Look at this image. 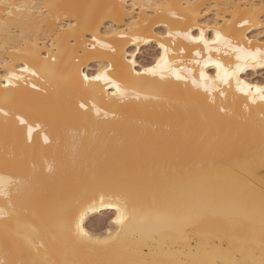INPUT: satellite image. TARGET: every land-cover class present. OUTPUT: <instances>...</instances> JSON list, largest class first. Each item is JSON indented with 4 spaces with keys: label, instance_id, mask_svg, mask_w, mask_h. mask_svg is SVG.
<instances>
[{
    "label": "bare ground",
    "instance_id": "1",
    "mask_svg": "<svg viewBox=\"0 0 264 264\" xmlns=\"http://www.w3.org/2000/svg\"><path fill=\"white\" fill-rule=\"evenodd\" d=\"M263 28L264 0H0V264H264V67L215 66Z\"/></svg>",
    "mask_w": 264,
    "mask_h": 264
},
{
    "label": "snow or ice",
    "instance_id": "2",
    "mask_svg": "<svg viewBox=\"0 0 264 264\" xmlns=\"http://www.w3.org/2000/svg\"><path fill=\"white\" fill-rule=\"evenodd\" d=\"M198 39L200 42L204 43L205 48L209 47V42L204 39L203 32H201L200 37ZM218 42H222L225 46H230V41L225 40L224 37H222L219 33L216 34V40L213 41V43H218ZM233 51L238 53V55L236 56V60L239 61L240 63H237L236 68L234 70L229 71L228 69H225L224 66L220 64L219 62H215V66L217 69V73H216L217 79L220 80L222 83H227L230 77H235L237 79L238 90H243L239 87L240 81L238 79L237 73H239L240 71H243L245 67H252V66H255L256 64H258L260 67H264V54H261L259 52H257L256 54H252V53L246 52L243 48H233ZM165 52H167V49H165ZM196 55L199 56L200 53L197 52ZM164 60H165V57L162 56L161 61H164ZM157 67H160L159 63L157 64ZM24 71H27V69H24ZM149 71H154V70L150 69ZM102 78H104L105 80L107 79L106 77H101V76L93 77V79H96V80H100ZM176 78L179 80V79H182L183 77H181L179 74H176ZM200 78L202 81L205 79L203 69H201ZM85 79L87 80L88 77H85ZM192 83L195 86H202V85H198L196 80H193ZM112 87L116 88L117 91H119L118 85L112 84ZM207 90L208 89L205 88V91ZM256 91L260 93L261 98H264V88L257 87ZM81 107H83V105H81ZM21 123H24V121L21 120ZM29 131H31V129H29ZM2 181H3V178H0V183H2ZM116 211L118 215L116 216V219L114 222L117 224H122L124 220L128 218V209L126 206L123 208L117 207ZM105 243H107V241H105Z\"/></svg>",
    "mask_w": 264,
    "mask_h": 264
},
{
    "label": "rangeland",
    "instance_id": "3",
    "mask_svg": "<svg viewBox=\"0 0 264 264\" xmlns=\"http://www.w3.org/2000/svg\"><path fill=\"white\" fill-rule=\"evenodd\" d=\"M212 7V8H211ZM206 8V9H205ZM213 9V10H212ZM215 9V10H214ZM203 10H205V12L207 11V14L206 15H204L205 16V20H207V21H210V22H213V20L215 19V17H216V12H217V8L214 6V3H212V1H210L209 3H207L206 5H205V7L203 8ZM209 14V15H208ZM204 20V21H205ZM114 25V23H112V22H108V23H106L105 25H104V27H103V29H105V28H110L111 26L112 27H117V26H113ZM264 28L263 29H260V30H257V31H253L252 33H251V35L250 36H259L260 38H261V36H262V38L261 39H264ZM156 32H158V31H156ZM156 51V48H155V45L153 44L151 47H149V48H144L143 50H142V52L140 53V55H138V62H139V64L141 65V66H150V65H152L153 64V61H154V58L156 57L155 55H157V51ZM155 56V57H154ZM252 78H254L255 80H258V81H263L264 82V72H262V73H259V74H257V75H255V76H253ZM103 218V219H102ZM104 218H107V219H104ZM99 222H98V221ZM101 220H105L104 221V223L105 224H103L101 227H103V228H101L100 227V229L99 230H97V231H105V230H107V229H109L110 227V225H109V223H110V218H108V217H96V218H94V219H92V220H90V221H88L87 222V224H86V226H87V228L91 231V232H93L94 231V226H97L96 224H98L99 225V223H100V221ZM97 227H99V226H97ZM96 227V228H97ZM108 227V228H107ZM98 229V228H97ZM96 230V229H95ZM94 232H96V231H94Z\"/></svg>",
    "mask_w": 264,
    "mask_h": 264
}]
</instances>
